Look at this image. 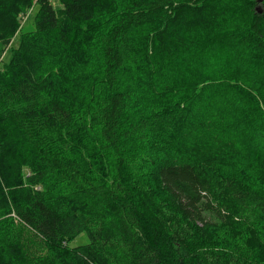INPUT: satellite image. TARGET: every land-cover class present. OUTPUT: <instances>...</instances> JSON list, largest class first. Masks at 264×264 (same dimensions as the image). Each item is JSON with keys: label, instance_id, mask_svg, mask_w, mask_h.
I'll return each mask as SVG.
<instances>
[{"label": "trees", "instance_id": "trees-1", "mask_svg": "<svg viewBox=\"0 0 264 264\" xmlns=\"http://www.w3.org/2000/svg\"><path fill=\"white\" fill-rule=\"evenodd\" d=\"M0 264H264V0H0Z\"/></svg>", "mask_w": 264, "mask_h": 264}, {"label": "rangeland", "instance_id": "rangeland-1", "mask_svg": "<svg viewBox=\"0 0 264 264\" xmlns=\"http://www.w3.org/2000/svg\"><path fill=\"white\" fill-rule=\"evenodd\" d=\"M35 13V12H34ZM33 13V14H34ZM32 24H33V15L29 20H25L24 26L27 30L32 29ZM18 41V38L16 39ZM11 56V52L6 53L5 59L8 60ZM89 243V237L86 233H82L80 236H78L74 242L72 243L73 246H83Z\"/></svg>", "mask_w": 264, "mask_h": 264}]
</instances>
